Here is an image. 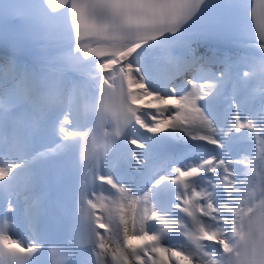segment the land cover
<instances>
[{
    "label": "snow or ice",
    "instance_id": "snow-or-ice-1",
    "mask_svg": "<svg viewBox=\"0 0 264 264\" xmlns=\"http://www.w3.org/2000/svg\"><path fill=\"white\" fill-rule=\"evenodd\" d=\"M0 43V264H264V0H0Z\"/></svg>",
    "mask_w": 264,
    "mask_h": 264
},
{
    "label": "bare ground",
    "instance_id": "bare-ground-1",
    "mask_svg": "<svg viewBox=\"0 0 264 264\" xmlns=\"http://www.w3.org/2000/svg\"><path fill=\"white\" fill-rule=\"evenodd\" d=\"M48 143H50V141H48Z\"/></svg>",
    "mask_w": 264,
    "mask_h": 264
},
{
    "label": "rangeland",
    "instance_id": "rangeland-1",
    "mask_svg": "<svg viewBox=\"0 0 264 264\" xmlns=\"http://www.w3.org/2000/svg\"><path fill=\"white\" fill-rule=\"evenodd\" d=\"M46 142H48V141H46Z\"/></svg>",
    "mask_w": 264,
    "mask_h": 264
}]
</instances>
